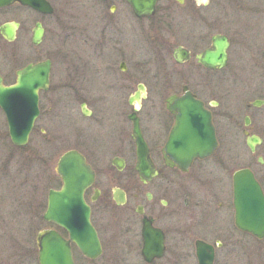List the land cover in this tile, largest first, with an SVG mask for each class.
<instances>
[{"label":"flooded vegetation","instance_id":"obj_1","mask_svg":"<svg viewBox=\"0 0 264 264\" xmlns=\"http://www.w3.org/2000/svg\"><path fill=\"white\" fill-rule=\"evenodd\" d=\"M134 1L136 10L133 0H76V27L63 17L67 0L0 7V62L7 67L0 68L2 84L16 83L17 72L28 65L49 64L48 85L37 92L38 113L26 144L11 141L0 107V144L16 152L28 149L38 193L29 205L32 235L4 245L0 264H39L41 234L47 242L58 237L73 264H198L197 241L211 245L213 264H233L244 238L264 239L235 225V170L230 173V203L209 189L216 181L210 175L220 169L226 173L216 160L221 154L214 110L218 102L203 100L191 88L195 71L189 68L206 76L228 65L229 36L211 32L213 0ZM213 35L229 41L227 65L221 69L207 68L197 59ZM187 91L210 111L217 147L183 169L166 163L163 148L175 123L167 100ZM134 120L147 144L152 173L136 170ZM248 129L244 134L256 135ZM104 132L105 142L96 144L94 135ZM68 151L77 152L91 170L82 193L90 209L86 236L77 228L83 221L59 224L44 217L50 191L63 188L58 162ZM221 211L230 218L232 212V219L210 220Z\"/></svg>","mask_w":264,"mask_h":264},{"label":"rangeland","instance_id":"obj_2","mask_svg":"<svg viewBox=\"0 0 264 264\" xmlns=\"http://www.w3.org/2000/svg\"><path fill=\"white\" fill-rule=\"evenodd\" d=\"M211 11V32H222L231 40L228 65L216 72H207L206 76L189 68L195 71L189 81L191 88L203 100L218 102L214 110L221 154L216 160L226 167V173L220 169L215 171V176L210 175L211 181H216L209 189L230 203V173L234 170L251 169L264 186V103L257 107L251 104L257 99L264 100V0H213ZM66 16L68 25L72 23L76 27V0H67L64 4L63 17ZM68 43L70 41L67 40ZM73 52L76 53L74 48ZM0 65L6 70L5 64L0 62ZM246 115L250 118L249 127L244 125ZM248 128L262 139L254 152L245 142L243 130ZM94 137L95 143L101 145L105 142L106 133L95 134ZM27 150L16 152L10 145L0 144V250L21 237L31 236L34 230L30 223L33 217L29 205L32 198L38 197L37 191L34 193L33 190L37 178L30 169ZM14 152L17 154L11 158ZM257 157L262 158V163L256 161ZM41 180H37L38 187ZM224 217L225 222H229L232 212L231 218L223 211L212 213L210 220L218 218L221 221ZM9 252H12L11 248L6 251ZM237 257L233 264H264V239L255 243L244 238V248Z\"/></svg>","mask_w":264,"mask_h":264},{"label":"water","instance_id":"obj_3","mask_svg":"<svg viewBox=\"0 0 264 264\" xmlns=\"http://www.w3.org/2000/svg\"><path fill=\"white\" fill-rule=\"evenodd\" d=\"M30 5L32 0H0V7L13 2ZM136 10V3L133 0ZM39 38V35L37 36ZM228 38L224 35H213L211 46L197 56L198 61L210 69H221L228 61ZM16 83L4 86L0 77V107L3 109L11 141L17 145L27 143L28 136L38 113L37 92L46 88L49 78V64L28 65L17 72ZM264 100H254L253 106H260ZM167 109L174 113L175 123L171 128L168 140L163 148L164 158L169 165L180 168L189 166L194 158L210 156L217 147L215 127L211 113L203 102L189 91L182 97H170ZM249 117H245L244 125L248 126ZM245 131L246 143L254 152L256 145L262 142L257 135H248ZM133 135L136 143V170L139 173H152L149 150L143 139L138 123L134 120ZM262 163V158L259 157ZM58 171L63 176L64 185L59 191H50L49 205L44 214L46 219L64 224L65 220L83 221L77 226L80 236L90 231V209L83 200V189L87 184L85 177L90 168L75 151L64 153L58 162ZM233 207L235 225L250 232L257 238L264 237V193L253 172L240 168L232 175ZM72 228V227H71ZM39 264H73L71 257L61 250V240L53 236L46 241V234L39 239ZM198 264H213V248L202 241H197ZM98 248L96 246V252Z\"/></svg>","mask_w":264,"mask_h":264}]
</instances>
